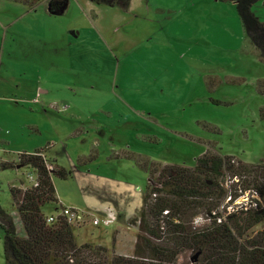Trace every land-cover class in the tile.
<instances>
[{"label":"rangeland","instance_id":"1","mask_svg":"<svg viewBox=\"0 0 264 264\" xmlns=\"http://www.w3.org/2000/svg\"><path fill=\"white\" fill-rule=\"evenodd\" d=\"M147 6L148 39L133 50L136 56L148 55L146 78L133 79L135 69L125 67L124 62L117 78L107 73L106 77H93L98 68L91 67L89 73L82 75L89 77L73 85L78 98L76 110L72 105L65 109L51 106L65 103L61 101L64 87L57 86L54 95L45 94L53 98L46 101L49 106L45 105L52 115L53 130L48 123L44 128L41 126L39 134L24 126L38 143L37 148L50 145L44 149L45 155L63 168L78 166V154L85 155L78 167L90 169L96 176L95 183H89L84 176L68 179L53 176L55 192L61 202L72 203V208L87 216L86 222L76 224L73 230L76 243L104 246L108 255L132 254L137 228L125 218L140 213L148 180L145 170L115 154L129 150L160 165L193 166L196 157L209 147L220 154L233 155L235 160L264 162V119L258 115L264 94L257 91V88L264 90L259 82L264 81V61L247 43L234 1L148 0ZM251 9L264 22V0H257ZM43 23L47 24L45 20ZM136 36L143 33L136 32ZM86 39L90 54L96 55L95 36L89 32ZM2 56L0 80L6 73L7 48L4 52L0 49ZM113 71L116 72L115 64ZM61 78L55 82L71 83V79ZM115 79L116 87H111ZM23 84L26 87L29 82ZM17 93L15 90L12 94ZM17 95H11L9 102L0 100L1 105L10 106L11 113L5 121L13 135L25 118L12 107L24 105L28 110L26 102ZM40 97L37 92L34 101L40 102ZM102 102L113 104L94 113L93 109ZM123 104L131 106L136 115ZM32 107L36 108L31 118L39 122L37 111L41 108L34 104ZM73 113L79 117H71ZM92 116L96 121L88 120ZM82 126L83 132L78 131ZM20 142L23 141L17 139L9 145L0 144V148L17 147ZM27 173L34 176L28 167L0 169V206L14 218L7 178L15 180L14 186H20L19 180L26 186ZM241 200L246 198L242 196L236 201ZM108 211L114 220L103 223L101 220ZM44 212L50 214L53 206L45 205ZM93 219L100 222L93 224ZM263 227L264 220L253 230ZM177 261L189 264L193 256L184 251ZM0 264H4L1 233Z\"/></svg>","mask_w":264,"mask_h":264},{"label":"trees","instance_id":"2","mask_svg":"<svg viewBox=\"0 0 264 264\" xmlns=\"http://www.w3.org/2000/svg\"><path fill=\"white\" fill-rule=\"evenodd\" d=\"M65 1L49 0L50 12H58ZM92 1L123 8L129 4ZM233 1L247 43L264 61V22L251 9L257 0ZM258 115L264 119V104ZM43 151L21 152L15 161L0 162L1 170L28 167L36 178L35 185L9 187L15 218L0 206L4 264H181L177 259L184 251L193 256L189 264H264V227L253 230L264 220V162L235 160L209 147L193 166L160 165L130 154L148 175L141 211L128 220L137 228L136 239L132 254L108 255L104 246L76 243L77 225L61 214L64 206L53 183V176L68 179L71 171ZM242 196L246 200L235 202ZM49 204L53 212L47 214L44 206Z\"/></svg>","mask_w":264,"mask_h":264},{"label":"crops","instance_id":"3","mask_svg":"<svg viewBox=\"0 0 264 264\" xmlns=\"http://www.w3.org/2000/svg\"><path fill=\"white\" fill-rule=\"evenodd\" d=\"M48 3L49 0H0V49L1 52H4L7 48V57L9 58L5 66L6 73L0 80V100L9 102L11 95L13 97L18 94L17 96L25 101L28 106V110L24 105L12 107L17 109L19 116L25 118L24 124L18 126L15 135H13L11 130L7 128L5 121L11 113L10 106L0 104V144L9 145L11 141L17 139L23 141L17 147H1L0 153L5 156H0V162L15 161L17 154L21 152L49 149L50 145L37 148L38 143L35 139H31L30 133L25 131L24 126L26 125L31 129V132L38 134L41 133V126L44 128L46 123L49 124V128L51 125V129L55 127L50 119L52 115L47 109L49 107H45L46 101H49L48 99L53 100V98L52 96H45V94L53 92L54 95L57 86L59 88L64 87L61 101L65 102L68 108L71 105L75 106L76 110L78 107L75 103L78 98L77 90L74 89L73 85L79 83L81 79L89 77V75H82L89 73L91 67L95 69L97 66L98 68L93 77L96 75L106 77L107 73L112 76L116 75L117 78L119 77L121 62H124L125 67L135 69L133 79L148 76L147 53L136 56L133 52L141 45L142 41L148 39V18H146L148 0H129L126 8L119 5L96 4L92 0H67L58 12H50ZM144 6L147 9L143 10ZM31 15L35 16V24L31 22ZM43 20L47 24H44ZM89 32L95 36L97 42L96 55H91L89 52L86 39ZM136 32L143 33V36H136ZM10 57L15 60L11 61L12 58ZM2 60L3 56L0 58V64H2ZM114 64L116 72L113 71ZM58 77L71 79V83L66 80L55 82ZM25 81L29 82L26 87L23 84ZM116 83L115 79L111 83V87L112 85L115 86ZM15 90L18 93L12 94L15 93ZM37 92L41 95L40 102L34 101ZM32 104L41 108L38 111L36 109L40 114L39 122L31 118L34 116L33 108H36L32 107ZM112 104L102 102L93 111L94 113L103 112L105 107H110ZM123 106L128 111L133 110L128 104H123ZM135 112L132 111L134 115H136ZM71 117L79 116L73 113ZM125 118L128 120L127 117ZM88 120L96 121L93 116ZM128 121L132 122L130 119ZM133 123L135 124L134 120ZM81 129L78 131L83 132V126ZM31 143L36 144L35 148H31ZM110 150L112 152L113 148ZM132 153H129V150H123L122 153L115 155L129 159L137 165L135 160L129 158ZM43 154L45 155V151ZM88 156L91 157L92 155L89 153ZM78 158H85V155L79 153ZM48 159L52 160L53 158L48 157ZM82 163L78 164L77 160L78 166ZM70 166L67 169L71 171L72 176L70 178L84 176L88 178L89 183H95L94 177L96 176L92 175L90 169L83 170L78 166ZM7 181L8 187L15 185V180L11 177H8ZM19 182L21 183L20 186L23 187L22 181L19 180ZM59 202L63 206H72V203L61 202L60 200ZM131 217L133 215H129L125 220Z\"/></svg>","mask_w":264,"mask_h":264},{"label":"built area","instance_id":"4","mask_svg":"<svg viewBox=\"0 0 264 264\" xmlns=\"http://www.w3.org/2000/svg\"><path fill=\"white\" fill-rule=\"evenodd\" d=\"M51 106L55 107L56 109H58V108L65 109L67 107V104L62 103V104L58 105L57 103H52ZM26 177H27V180L29 183H32L34 185L36 184L35 176L27 173ZM235 202H237V201H235ZM60 212L63 216L66 217L67 220H69L70 222L75 223V224L84 223V222H86V219H87V216L83 215L82 213L78 212L77 209L72 208V207L64 206ZM108 212H109L108 214H107V212H105V218L103 220H101V221H103V223H111L114 220V216L110 213V211H108ZM47 220L48 221L53 220V216H49L47 218ZM98 221L99 220H97V219H93L92 223L96 224V223H98Z\"/></svg>","mask_w":264,"mask_h":264},{"label":"water","instance_id":"5","mask_svg":"<svg viewBox=\"0 0 264 264\" xmlns=\"http://www.w3.org/2000/svg\"><path fill=\"white\" fill-rule=\"evenodd\" d=\"M19 166H17V168H18Z\"/></svg>","mask_w":264,"mask_h":264}]
</instances>
